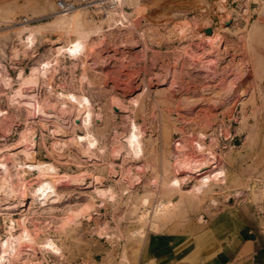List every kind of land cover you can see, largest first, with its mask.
<instances>
[{"label":"rangeland","instance_id":"rangeland-1","mask_svg":"<svg viewBox=\"0 0 264 264\" xmlns=\"http://www.w3.org/2000/svg\"><path fill=\"white\" fill-rule=\"evenodd\" d=\"M54 1L42 10L29 1L5 12L0 0V62L10 76L9 85L0 81V240L25 224L37 241L22 244L15 264L38 258L40 264H215L226 255L232 261L243 218L264 193V0H139L136 10L124 7L122 24L104 23L78 59L61 55L29 87L30 104L24 95L11 100L18 70L26 75L45 62L51 43L63 38L45 30L15 58L14 31L23 16L32 23L52 19ZM82 10L89 23L102 19ZM83 69L88 80L80 82ZM68 93L89 98L87 126ZM131 121L142 131L138 157L125 149ZM86 129L96 138L89 149L78 137ZM208 150L225 175L192 195L186 190L196 182L194 170L177 159L202 161ZM32 159L55 166V192L45 203L32 192L41 177L27 167ZM174 175L180 189L169 190L165 181ZM96 188L113 195L100 196ZM159 200L164 209L156 213ZM139 229L142 236L134 235ZM45 237L60 254L37 246Z\"/></svg>","mask_w":264,"mask_h":264},{"label":"bare ground","instance_id":"bare-ground-1","mask_svg":"<svg viewBox=\"0 0 264 264\" xmlns=\"http://www.w3.org/2000/svg\"><path fill=\"white\" fill-rule=\"evenodd\" d=\"M138 4H139V0H116V4L112 5L109 8H103L102 19H100L98 23H94V22L89 23L88 22L89 20L87 21L85 19L84 12L82 10L83 7L75 8L70 12H63L56 10L58 12L56 13V16H54L52 19L48 21H44L40 23H32V19H28L27 17H25L26 21H23V19H21L22 22L24 23H22L21 25L18 24L19 27L17 29L15 28L16 30L14 31V38L19 41L20 47H16V46L12 47L10 52V56L12 57L16 58L20 52L24 53L27 49H32L37 36L42 34L45 30L48 29L58 30L63 36V38L60 37L54 40L53 42L51 41L52 43L49 47L51 57H49L45 62L32 65L29 69V72L26 75H24L22 69L18 70V77L20 81H19V85L12 92L11 100H15L17 96L24 95V97L26 96V99L24 98L23 100H25V103L30 104L31 100L35 98V93L34 94L31 93L29 87L35 86L40 77H46L47 71L53 66V64L60 62L59 59L61 55L69 56L74 60L78 59L80 55L84 53V50L87 47L86 45L88 43V40L91 38V36L94 35L97 36L103 32L104 23L108 26H111L112 24H116V25L122 24L123 23L122 17L124 13H126L124 7L133 8L134 10H136ZM54 6H55V1H54ZM82 66L84 67V62H82ZM86 74L87 73H85L83 69L79 79L80 82H85L88 80ZM0 81L4 85L10 84V76L6 73V71L3 72L2 62H0ZM46 86H47V90L51 89L50 84H47ZM23 87L25 88L28 87L30 93H26L27 90L23 92L24 91ZM60 95L62 94L61 93L58 94L59 97ZM65 98L68 99L69 102L73 103V108L77 110L76 112L77 115L78 114L81 115L80 117L82 119V123L84 124L83 126L84 127L87 126L92 116L91 115L92 110H91V104L89 98L86 97V95L84 94H75V93H68L65 95ZM112 100L113 103L114 102L120 103L117 98H113ZM34 105H36V103ZM201 134L203 133L201 132ZM78 137L85 139V144H86L85 149L91 148V146H94L96 142V138L94 137V134H92V132H90L89 130H87L83 136L81 137L78 136ZM80 140L81 139H79V141ZM194 143L197 149H201L203 147V145L199 140L197 141L195 140ZM125 145H126L125 148L126 153L130 154L132 157H138L142 153L143 150L142 131H141V127L138 124H136L134 121H131L129 124L128 134L125 137ZM116 153H118V151ZM177 153L180 154L179 152ZM206 155L207 156L202 161L201 160L198 161L199 158L198 159L191 157L187 158L188 156L186 158L185 157L178 159L176 158L177 160L182 161L186 169L191 167L194 170L193 174L196 175L195 177L196 182L193 183L190 186V188L186 190L192 195H198L200 193H203L206 189L209 188L210 184L214 180H221L225 175L224 167L220 165L216 166L213 164V161L211 160V158L213 157L212 151L210 152L208 150ZM28 162H27L28 164L26 163L27 167L30 168L36 167L38 172L41 174V177L39 178L37 185L33 188L32 191L33 195L37 194L39 196L40 202L45 203V200L48 198H52L50 196L53 192H55L56 184L54 185V182H57L55 180L57 177L54 179L53 177H51L53 173H56L55 166L51 162H46V161L38 160L34 162L33 160V163L30 161ZM186 177H188L187 174ZM13 180L14 179H12L11 181ZM180 182H181V178L179 176L174 175L165 181V185L166 188H168L169 190H173V189L176 190V189H180ZM97 191L101 194L100 196H102L103 194H107V196L111 198L113 195V191L111 190V188H98ZM240 195L242 194L237 191V196ZM214 203H215V199L211 198L210 204H214ZM163 209H164L163 202L162 200H159L154 205L153 211L158 213ZM22 224L23 223H21V225ZM24 225L20 228L18 234L9 233L2 240H0V264H15L16 259H18L20 248H22L21 247L22 244H26L25 246H28L29 244H37L34 235H32L31 232L28 230V228L24 227ZM134 235L142 236V230L141 229L136 230L134 232ZM37 246L41 247L42 249L51 251L55 254L61 253L60 247L54 242V240L51 237H45L41 243H38ZM30 258H32V256H30ZM23 261L26 260H22L21 262L23 263ZM28 262H30L29 264L31 263L40 264V259L39 258L37 260L29 259Z\"/></svg>","mask_w":264,"mask_h":264},{"label":"crops","instance_id":"crops-1","mask_svg":"<svg viewBox=\"0 0 264 264\" xmlns=\"http://www.w3.org/2000/svg\"><path fill=\"white\" fill-rule=\"evenodd\" d=\"M29 1L37 2L39 5L36 8L37 10H42L41 5L46 2V0H1V4L3 11L8 12L16 9L18 6L22 7L23 4ZM250 5L251 2L249 3ZM243 222V237L241 238L239 247L236 249L237 254H233L236 258L229 257V259L233 258L230 261L226 255L224 258L225 262H214L215 264H264V236L257 229V221L253 212L251 213L247 210Z\"/></svg>","mask_w":264,"mask_h":264},{"label":"built area","instance_id":"built-area-1","mask_svg":"<svg viewBox=\"0 0 264 264\" xmlns=\"http://www.w3.org/2000/svg\"><path fill=\"white\" fill-rule=\"evenodd\" d=\"M116 4V0H55L56 10L70 12L78 7L87 9L93 16L102 15L103 8ZM23 21L26 18L22 17ZM258 191H261L262 179L260 176L253 178ZM253 214L257 221V229L264 236V193L261 192L253 202Z\"/></svg>","mask_w":264,"mask_h":264}]
</instances>
